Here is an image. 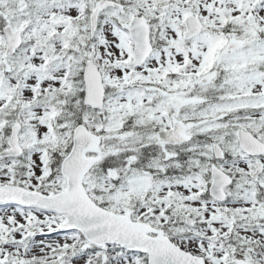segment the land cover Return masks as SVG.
<instances>
[{
    "label": "snow or ice",
    "instance_id": "snow-or-ice-1",
    "mask_svg": "<svg viewBox=\"0 0 264 264\" xmlns=\"http://www.w3.org/2000/svg\"><path fill=\"white\" fill-rule=\"evenodd\" d=\"M0 264H264V0H0Z\"/></svg>",
    "mask_w": 264,
    "mask_h": 264
}]
</instances>
